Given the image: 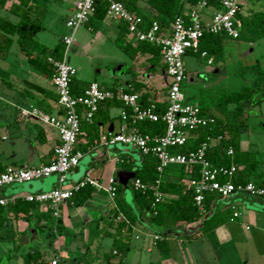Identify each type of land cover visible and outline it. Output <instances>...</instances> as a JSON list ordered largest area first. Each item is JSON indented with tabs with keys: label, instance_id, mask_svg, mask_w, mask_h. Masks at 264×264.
I'll use <instances>...</instances> for the list:
<instances>
[{
	"label": "crops",
	"instance_id": "0c3cea01",
	"mask_svg": "<svg viewBox=\"0 0 264 264\" xmlns=\"http://www.w3.org/2000/svg\"><path fill=\"white\" fill-rule=\"evenodd\" d=\"M16 1L5 0L4 4L2 6L0 5V9L4 10L6 16L10 19L13 17L15 20L17 18L9 12V8ZM59 1L65 5L66 9L70 10L67 15L68 19L75 10V0ZM138 6L139 11H147L148 9L144 0H139ZM241 11L243 13V6ZM93 23L94 18L93 21L91 18L84 25L90 32V36H80V43L77 42L76 44L81 48H76L77 58L74 64L70 63L77 70L75 79L78 81V85L82 89L81 91L93 81L116 92L118 90L126 91V88L131 87V84L138 81L147 83L150 86L143 87L144 90L141 92L147 91L152 94L153 89H157L156 101H164L166 96H164L162 90L155 87L149 79L142 80L136 68H132L131 71L128 70L124 65L126 61L120 54H117V50L123 51L118 44V38L121 35L123 24L107 16L96 26ZM123 40L133 44L136 43L128 35L123 37ZM73 44H75V39ZM113 46L116 48L113 49ZM55 47L56 45L52 48L47 46V52L49 53ZM104 48H106V52H104ZM82 55H86L84 60L86 65H93V61L96 59L97 66L102 65L106 67V61H111L115 64V67L111 73L105 75V80L103 81H99L96 75L91 80L84 81L83 78L78 77V67L83 65ZM25 58L27 59L26 55ZM149 58L150 55L145 54L133 60L138 62L142 59L141 65L143 70L151 78L152 75L150 73L155 72L156 69L152 68L153 64L150 63ZM210 59L211 63H209ZM207 62L209 65H212L214 60L210 57ZM35 70L38 71V74L34 75L33 73L32 75L35 76L37 82L32 83L38 85L42 90L30 89L24 85L20 90H10L5 95L0 93V101H4L12 107H15V111L12 112L11 110L7 111L6 108H0V131L6 132V135L4 134L1 137L3 142H0V168L5 166L28 168L46 164L53 158L54 148L59 143V134L56 128L45 123L42 124L35 117L23 116L21 114L22 108L34 107L48 115L62 116V110L57 103V94L53 85V79H49L39 70ZM163 72L166 74L165 69ZM96 73L101 74V71L98 70ZM128 74H130V77H128ZM3 81L5 82L4 79ZM6 84L9 87L13 85L11 81ZM141 92L137 91L136 93L140 94ZM151 98L153 99L154 97L152 96ZM123 110L124 107L122 105H114L106 101L100 107L99 117L101 119L98 121L97 131L86 126L81 129L76 147L82 152V157L78 166L67 174L65 186H70L86 176H90L101 185L107 186L110 178H114L118 183L121 172H133L137 169L141 163V156L134 146L131 147L120 142L113 144L106 143V136L109 132L119 133L122 130L123 122L121 113ZM241 148L243 150L249 149L243 142H241ZM129 149L131 150L129 151ZM124 161L125 163H123ZM124 164H126V167ZM56 186H58V178L55 175H51L45 178L4 186L0 189V197L22 198L26 194L49 191ZM91 187L93 188V192L82 205H76L71 199L68 204L61 208V213L57 219L52 216L51 211L43 204H37L31 207L28 215L25 217L23 214L17 215L14 212H6L5 224L3 227H0L4 229L2 235L7 236L8 239H12L20 245L29 247V252L26 255L24 254V256L22 255L24 258L22 264H26L29 254L35 251L39 254L40 262L58 257L60 264H76L78 256L85 252L88 246H91L95 252L96 259L93 264L99 259H102L105 264H116L117 260H114V258L119 257V249L129 248L133 234H135L136 239L139 238V234L144 235L146 237L145 239L149 242L152 241L154 246H156L158 241V239H155V235H158L161 239L165 238L169 245L171 241L170 230H174L173 233L178 231V234L176 232L177 236L181 235V232L187 238H191L195 234L194 231H197L198 224H201V221L205 218L203 217L199 221L192 223H180L176 221L174 215L169 214L166 216V222L161 232H152L146 222L136 221L135 223H131L121 212L118 206L121 196L129 204L133 202V198L123 196L122 193L124 191L121 195L117 193V197L113 199L106 191L93 186ZM125 187L126 194L128 188L127 186ZM231 197L238 200V203L240 201L243 202L240 203L244 207L242 210L243 220L239 224L248 231L252 228L255 229V232L250 235L251 238L264 236V200L262 198L255 199L256 197L248 196V194H234ZM223 200L221 198L216 204V211H225L223 204L220 203ZM236 205L234 203L231 207L233 211L239 213L240 217L241 213L237 210ZM170 218L174 221L171 225L168 223V219ZM247 226H249V229H247ZM43 232L47 233V240L42 238L41 234ZM214 235L220 242L233 239V234L227 228L226 223L217 227ZM106 236L118 239V245L116 243L113 245L109 244L105 240ZM146 240L145 243L147 242ZM35 242L38 243V247H33ZM106 245L112 246L111 250L105 251L101 255L100 250ZM151 248L152 246H149L147 248L148 251H151ZM108 253H112L114 257L107 261L105 255Z\"/></svg>",
	"mask_w": 264,
	"mask_h": 264
},
{
	"label": "built area",
	"instance_id": "2783aa9c",
	"mask_svg": "<svg viewBox=\"0 0 264 264\" xmlns=\"http://www.w3.org/2000/svg\"><path fill=\"white\" fill-rule=\"evenodd\" d=\"M97 3L106 5L107 17L126 23L127 35L130 39L135 42L155 43L161 47L166 75L171 78L164 100L166 107L162 113L155 110V104L143 107L137 93L123 90L116 92L103 87L96 81L91 82L82 94L72 93L71 81L77 70L67 63L66 56L70 46L74 43L76 30L88 23L96 10ZM74 7L73 14L66 21L67 26L73 29V33L62 39L65 45L62 57L48 56V61L55 69L53 85L62 116L48 115L34 107L21 109L23 116L35 117L42 123L57 129L59 143L54 148L53 158L46 164L34 167L9 166L4 171H0V189L13 183L27 182L57 174L58 186L55 188L49 191L29 193L22 197L28 202L47 206L56 219L61 213V208L69 203L75 192L85 186L90 185L104 190L115 199L118 188L114 178L109 179L107 186L101 185L90 176L70 186H65L67 174L78 166L82 157V152L76 149L82 119L92 122L100 106L115 97L120 99L126 107L121 113L123 126L119 133L109 132L106 136V143L132 144L143 155L150 156L157 161L159 173L175 165H197L199 176L191 179L190 185L194 192L195 204L202 214L206 213L204 202L208 193H216L222 199H228L234 194H248L264 199V189L253 182L235 184L232 181V177L238 170L236 165L227 167L211 164L207 157V149L210 147H217L222 152L233 155L234 150L231 146L222 145L221 135L208 137V140L197 150L187 153L172 151L174 148L185 146L198 128L207 127L216 122L214 115L205 114L199 105L186 101L182 90V82L186 79L183 57L188 53H199L201 56H206L207 53L200 51L199 48L204 32L225 33L229 37L239 38L241 21L238 12L242 7L241 0H219L215 6L211 5L209 0H200L193 7L186 8L182 14L175 16L172 22L162 23L159 19H155L148 28L143 27V15L138 11L129 10L122 0H75ZM159 120L166 123L165 133L161 136L143 134L137 128L139 122ZM221 178L226 179L222 181ZM132 186L134 189L146 188L140 179H134ZM154 195L153 205L170 196L161 192L157 187ZM16 199V197H0V205L7 206L15 203ZM238 217L239 213L234 211L230 221L234 222ZM155 239H160V236L155 235ZM41 264H60V259L54 257Z\"/></svg>",
	"mask_w": 264,
	"mask_h": 264
},
{
	"label": "trees",
	"instance_id": "16d2710c",
	"mask_svg": "<svg viewBox=\"0 0 264 264\" xmlns=\"http://www.w3.org/2000/svg\"><path fill=\"white\" fill-rule=\"evenodd\" d=\"M125 6L131 11H138L143 15L144 28H148L153 20L159 19L162 23H170L175 16L180 15L186 8L193 7L200 0H144L147 11H139V0H122ZM5 0H0V5L4 4ZM211 5H217L219 0H209ZM242 10V7H241ZM238 12V17L241 21V33L239 38L248 36L250 40L254 38L264 37V10L251 9L249 13L243 14ZM9 12L14 15L17 20L13 21L6 15H0V57L6 58L11 51L14 40L17 41L19 47L26 55L29 64L35 69L39 70L45 77L53 79L55 69L53 64L48 61V56L61 58L65 50L63 40L60 41L55 48L49 53L47 47L41 44L36 39L39 32L43 31L42 20L46 13V8L43 7L37 0H17L13 2L9 8ZM106 5L97 3L96 10L90 19L94 18L93 25L99 24L106 17ZM89 19V20H90ZM89 22V21H88ZM121 35L118 38L120 47L133 59H138L141 55L149 54V61L153 64V69H156L154 62L162 58L161 47L155 43L140 41L135 44L125 42L123 37L127 35V25L123 21ZM225 33H210L204 32L200 40V51L207 54H221L223 48V38ZM163 59V58H162ZM165 65V63H164ZM165 69V67H164ZM143 87H150L147 83L134 82L131 87L126 88L125 92L136 93L144 90ZM167 87V86H166ZM78 81L73 77L71 81V91L74 95L82 94ZM149 90V89H148ZM153 93L141 92L140 103L143 107H149L155 104V110L162 113L166 107L165 101H156L157 89H153ZM252 89L245 88L241 92L232 94L223 93L218 97V100L212 105H199L205 114H212L210 108L215 106L226 118L216 117L215 124L207 127H200L194 132L185 146L174 148L172 151L187 153L191 150H197L208 137L222 136L221 143L224 147L231 146L234 150L233 155H228L222 152L217 147H210L207 149V157L214 166L236 165L238 170L232 177L235 184H246L253 182L256 186L264 189V173L257 172L258 161L256 154L252 150H243L241 148V131L247 126L248 114L242 102L250 98ZM154 97L153 99L151 97ZM114 105H125L117 98L108 100ZM188 102V101H187ZM232 105L231 108L229 106ZM101 107V106H100ZM100 108L95 114L92 122L88 123L85 120L81 121L80 129L84 126L91 127L94 131L98 129V121L101 119ZM138 130L143 134L149 135H163L166 130V123L163 120L157 122L144 121L137 124ZM96 136V135H95ZM79 139V136H78ZM77 139V141H78ZM77 149V147H76ZM141 163L133 172L135 177L129 180L131 183L133 204H129L125 198L121 196L118 202L119 209L125 215L126 219L135 223L136 221L146 222L149 227L162 228L166 222V216L174 215L176 221L180 223H192L199 221L207 215L200 224V230L204 233H214L215 229L225 223L223 214L220 210H215L216 204L222 198L216 193L206 194L204 208L206 213L202 214L194 201V192L190 185L193 178L199 176V167L197 165H175L167 168L162 173L157 171V161L150 156L143 155L140 151ZM125 163V161L123 162ZM126 167V164H124ZM8 166L1 167L0 171H4ZM131 169V168H128ZM140 179L146 185L145 189H134L132 181ZM226 178H221L225 180ZM157 185V186H156ZM128 187V185H127ZM161 192L172 195L155 203V188ZM118 194L126 189L121 183H117ZM93 192L91 186H85L79 191L75 192L72 201L76 205H82ZM264 200V199H263ZM37 205L24 200V198H17L15 203L7 206L0 205V227L5 224L6 212H14L17 215H28L31 207ZM198 230V229H197ZM160 233V231H156ZM156 246L158 250L164 254H170V248L165 238L158 239ZM127 248L119 249V258L116 264H124V257ZM95 252L88 246L86 251L78 256L76 264H93L95 261ZM114 255L108 253L105 258L111 260ZM40 257L37 251L29 254L26 264H41ZM154 264H162L157 261Z\"/></svg>",
	"mask_w": 264,
	"mask_h": 264
},
{
	"label": "rangeland",
	"instance_id": "374dc122",
	"mask_svg": "<svg viewBox=\"0 0 264 264\" xmlns=\"http://www.w3.org/2000/svg\"><path fill=\"white\" fill-rule=\"evenodd\" d=\"M37 1L46 8V13L42 20L45 29L37 34L36 39L46 47L52 48L65 36H71L73 33V29L66 24L70 10L66 9L59 0ZM241 3L245 14L249 13L251 9L264 10V0H241ZM0 15H6L3 9H0ZM11 19L16 21L13 17ZM81 35L90 36V32L84 25L75 32V44L71 45L66 56V61L69 64H74L77 58L75 50L81 47L77 46L76 43H80ZM118 44L120 45V41ZM114 48L116 47L113 46ZM105 50L106 48H104V52H106ZM116 52L126 61L124 65L128 70L131 71L132 68H136L142 80L149 79L155 87L162 90L164 96L167 95L166 86L171 78L163 72L165 65L162 58L154 62L156 70L150 73L152 76L149 78V74L143 70L141 65L142 59L135 62L124 50H117ZM210 57L214 60L212 65L207 62ZM85 58L86 55L81 58L83 65L78 67V77L83 78L84 81L91 80L94 75L99 81H103L105 75L111 73L115 67L111 61H106V67L97 66L96 59L93 61V65H86ZM183 60L187 73L186 79L182 82V90L186 100L190 103L212 105L223 93L232 94L241 92L245 88L252 89L250 98L242 102L247 111L248 119L246 128L241 131V142L249 150L255 152L258 161L257 172L264 173V37L250 40L248 36L244 38L225 36L221 54L209 53L207 56H201L199 53H191L185 55ZM98 70L101 71V74L96 73ZM33 73L34 75L38 74V71L29 65L19 44L14 40L8 56L6 58L0 57V93L5 95L10 90H20L26 85V82H37L35 76L32 75ZM9 81L13 83L12 87L6 84ZM0 105V108H6L7 111H15V107L4 101H0ZM231 107L232 105L229 106V108ZM210 112L218 117L226 118V115L222 114L215 106L210 108ZM0 132L1 142V137L6 135V132L2 130ZM127 145L133 146L132 144ZM53 175L57 176V174ZM127 188L126 194L125 190L122 194L124 197L128 196L132 199L131 183L128 184ZM248 199L250 198L248 197ZM220 203L225 208L222 214L227 228L233 234V239L220 242L214 233L202 232L199 229L200 224H198V230L194 231L195 234L191 238H187L181 232V235L177 236L176 232L178 234V231L173 233L174 230H170L171 241L169 245L171 252L169 255H164L152 244V241H147L144 235L139 234V238L136 239L135 234H133L129 248L125 253L124 264H151L157 261H161L163 264H264V236L251 238L250 235L255 232V229L252 228L248 231L239 224L243 220L242 210L244 207L240 205L243 202L238 203V200L230 197L228 200L220 201ZM234 203L237 204V210L241 215L239 219L231 222L230 217L234 212L231 206ZM173 222L171 218L168 219L169 225ZM5 226L7 227V225ZM149 229L152 232L158 230L161 232L162 230V228L156 227ZM3 230L0 228V264H22L24 259L22 255L24 256L29 252V247L8 239L7 236L2 235ZM41 235L44 240H47V233L43 232ZM105 240L111 245L115 243L118 245L119 243L118 239L111 236H106ZM149 246H152L151 251L147 249ZM33 247H38V243L35 242ZM111 247L109 245L102 247L101 255L105 251L111 250ZM118 258L115 257L114 260H118ZM95 264L105 263L99 259Z\"/></svg>",
	"mask_w": 264,
	"mask_h": 264
},
{
	"label": "water",
	"instance_id": "95a60500",
	"mask_svg": "<svg viewBox=\"0 0 264 264\" xmlns=\"http://www.w3.org/2000/svg\"><path fill=\"white\" fill-rule=\"evenodd\" d=\"M26 86L30 89H34V90H42L38 85L31 83V82H26ZM135 177V173L134 172H121L119 174V182L124 185L127 186L128 185V181L132 178ZM130 200V199H129Z\"/></svg>",
	"mask_w": 264,
	"mask_h": 264
}]
</instances>
